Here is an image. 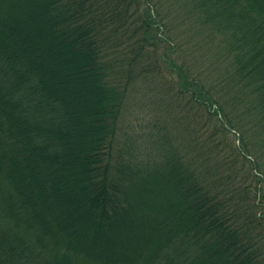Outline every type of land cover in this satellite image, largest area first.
Returning a JSON list of instances; mask_svg holds the SVG:
<instances>
[{
	"label": "trees",
	"instance_id": "trees-1",
	"mask_svg": "<svg viewBox=\"0 0 264 264\" xmlns=\"http://www.w3.org/2000/svg\"><path fill=\"white\" fill-rule=\"evenodd\" d=\"M0 264H264V0H0Z\"/></svg>",
	"mask_w": 264,
	"mask_h": 264
},
{
	"label": "rangeland",
	"instance_id": "rangeland-1",
	"mask_svg": "<svg viewBox=\"0 0 264 264\" xmlns=\"http://www.w3.org/2000/svg\"><path fill=\"white\" fill-rule=\"evenodd\" d=\"M168 75V77H167ZM152 79L142 80L137 85L136 89L130 94L126 107L123 112V124L120 138L122 142H126L127 147L131 148V157L133 158V163L137 164L138 160L145 162L146 149L155 151L156 145H153L150 141H156L158 138H165L166 143L169 142L177 135L171 132L169 133H157V129L165 128L166 131L169 122L167 119L168 112L163 107V98L165 91L163 92V83L165 88L170 85L173 78L164 71V77L161 79H156V82L151 83ZM156 83H160L159 91L155 90L158 86ZM174 90L167 92L165 97V103L169 106H175V96ZM173 92V93H172ZM170 94V95H168ZM94 102L96 100L94 99ZM178 111L174 110V112ZM179 126V125H178ZM164 130V129H163ZM169 136V138H168ZM167 144V145H168Z\"/></svg>",
	"mask_w": 264,
	"mask_h": 264
}]
</instances>
